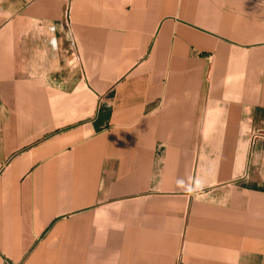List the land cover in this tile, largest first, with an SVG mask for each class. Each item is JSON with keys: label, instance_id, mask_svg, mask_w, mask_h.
<instances>
[{"label": "crops", "instance_id": "0c3cea01", "mask_svg": "<svg viewBox=\"0 0 264 264\" xmlns=\"http://www.w3.org/2000/svg\"><path fill=\"white\" fill-rule=\"evenodd\" d=\"M0 264H264V0H0Z\"/></svg>", "mask_w": 264, "mask_h": 264}, {"label": "built area", "instance_id": "2783aa9c", "mask_svg": "<svg viewBox=\"0 0 264 264\" xmlns=\"http://www.w3.org/2000/svg\"><path fill=\"white\" fill-rule=\"evenodd\" d=\"M67 25H69V23H67Z\"/></svg>", "mask_w": 264, "mask_h": 264}]
</instances>
